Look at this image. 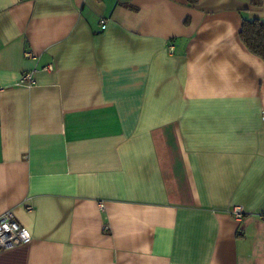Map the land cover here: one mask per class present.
I'll return each mask as SVG.
<instances>
[{"label": "crops", "instance_id": "1", "mask_svg": "<svg viewBox=\"0 0 264 264\" xmlns=\"http://www.w3.org/2000/svg\"><path fill=\"white\" fill-rule=\"evenodd\" d=\"M250 1L0 0V264H264Z\"/></svg>", "mask_w": 264, "mask_h": 264}, {"label": "built area", "instance_id": "2", "mask_svg": "<svg viewBox=\"0 0 264 264\" xmlns=\"http://www.w3.org/2000/svg\"><path fill=\"white\" fill-rule=\"evenodd\" d=\"M105 27V20H101V28ZM170 51H172L173 47H169ZM24 55L26 57H33L32 53L25 52ZM53 66L51 64H46L43 66L44 70H52ZM34 70H26L21 78L19 79L17 84H23L26 86H32L35 84L34 79ZM262 120H264V112H262ZM102 207V204H99ZM28 209H31V206H27ZM228 213L231 217L237 221L241 220L244 215V209L241 205H233ZM31 234L27 228L20 225L11 211V209H7L0 213V249H9L16 245L24 244L30 241Z\"/></svg>", "mask_w": 264, "mask_h": 264}, {"label": "trees", "instance_id": "3", "mask_svg": "<svg viewBox=\"0 0 264 264\" xmlns=\"http://www.w3.org/2000/svg\"><path fill=\"white\" fill-rule=\"evenodd\" d=\"M188 4H196L197 0H186ZM251 5L260 6L264 0H251ZM239 38L253 54L264 60V20L242 17Z\"/></svg>", "mask_w": 264, "mask_h": 264}]
</instances>
